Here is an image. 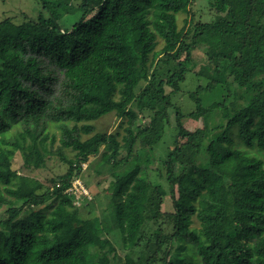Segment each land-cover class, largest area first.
Returning a JSON list of instances; mask_svg holds the SVG:
<instances>
[{
  "label": "trees",
  "instance_id": "1",
  "mask_svg": "<svg viewBox=\"0 0 264 264\" xmlns=\"http://www.w3.org/2000/svg\"><path fill=\"white\" fill-rule=\"evenodd\" d=\"M115 1L56 3L80 13L70 28L53 11L21 23L0 20V196H9L0 264H176L170 257L178 244L195 253L179 256L181 264H199L197 256L201 264H264V0H242L239 11L214 0L209 21L186 18L182 27L177 14L189 0H130L123 18ZM108 9L115 24L103 34ZM209 29L221 35L215 66L189 93L195 108L184 115L174 98L186 80L185 62ZM218 88L221 97L205 106L204 95ZM132 105L143 120L134 128L132 117L121 139L119 132H95L93 121L111 112L124 118ZM171 125L161 167L150 171L154 158L133 155L134 146L140 140L154 148ZM18 153L25 168L43 167L54 153L69 170L52 190L13 193ZM99 154L114 177L123 245L139 249L136 258L120 257L112 228L82 217L66 192Z\"/></svg>",
  "mask_w": 264,
  "mask_h": 264
},
{
  "label": "rangeland",
  "instance_id": "2",
  "mask_svg": "<svg viewBox=\"0 0 264 264\" xmlns=\"http://www.w3.org/2000/svg\"><path fill=\"white\" fill-rule=\"evenodd\" d=\"M52 4L49 8H45L42 0H0V20L5 18H11L15 23H21L25 19H36L37 17H50L51 11L56 12L59 17V22L64 26V28H70L72 24L80 16V13H71L67 5L65 6H55L59 3L68 2V0H47ZM73 0H70V3ZM214 0H189L187 11H181L177 14V20L180 27L185 24V19H190L193 17L194 22L200 21H209L211 18L210 3ZM236 7V11L242 10V0H227ZM76 2V1H75ZM118 6V16L127 17L129 12V3L130 0H116ZM57 3V4H56ZM111 11L108 9L104 16L103 34L108 28H112L115 24V21L112 20ZM149 30V28H148ZM150 31V30H149ZM221 39L219 33L208 30L206 36L202 37L198 42L196 49L193 50L192 55L190 56L189 61L185 62V65L188 69L186 80L183 84L182 91L178 93L174 99H177L178 106L182 107L184 115L188 112H191L195 108V102L190 98L189 93L195 91L196 87L199 84H206L208 75H210L211 69L215 66L214 56L218 51V42ZM164 42L162 38H159V45L157 49H160L163 46ZM197 75H201V78ZM142 83L140 86H143ZM167 92L171 90V87L166 86ZM185 92V93H182ZM222 95V90L220 88L216 89L211 94L204 95L203 104L209 105L213 101L218 100ZM180 96V97H179ZM129 114L124 117H118L115 112L108 113L103 115L96 121L92 123L95 125V132H107V133H117L119 132V139L121 136L126 134V128L130 126L132 117L135 119V126L140 124L143 120L142 113H140L135 105H132L131 111ZM220 114L215 115L216 122L219 121ZM171 120L174 121V115L171 116ZM210 120V119H209ZM192 121L186 122V126L192 131L198 129L196 125L191 124ZM173 124V123H172ZM212 124V121H211ZM172 125L165 127V130L162 134L161 140L155 144L154 148L149 145L143 144L140 140L134 146L133 155L139 153L143 158L152 156L154 161L149 165L150 171H155L160 165V160L164 157V152L167 150V146L170 145L172 138L171 130ZM53 131H56L58 134V139L60 138V133L57 128ZM200 131H196L198 135ZM239 141L238 138H236ZM59 140L55 142L54 149L59 145ZM53 144H49L50 150L52 149ZM239 147L244 148L246 151L255 153L256 149H249L246 146H243L241 143H238ZM67 158H74L75 152L71 149L65 150L64 153ZM154 155V157H153ZM13 168L16 170V173L13 175V184L9 185V189L13 193L20 192L24 190L26 193L33 191L45 192L46 190H52L56 185L60 184V177L64 176L69 170V163L66 160H63L58 154H49L46 159L45 165L38 169L25 168L23 166V160L21 153H18L14 159ZM157 172V171H156ZM28 178L29 185H24L21 182V178ZM20 180V184H16ZM154 181V180H153ZM159 181V180H158ZM72 185L67 188L66 192L70 193L73 199L74 204L79 209L82 217H98L103 223L109 225L112 228V231L109 234V238L115 244L117 253L120 257H125L126 255H131L137 257L139 255V249H128L123 245L121 239V230L119 224L115 219V214L113 210L114 202L112 195L116 192L114 177L112 175L111 168L108 165L101 164L100 154L92 157L91 160L87 163H83L82 171L79 175H75L71 179ZM154 183H157L155 180ZM72 187V188H71ZM164 190V189H163ZM82 191V192H81ZM9 196L4 194L0 196V219L4 218V212L9 207L7 202ZM9 201V200H8ZM170 201H167L163 206L164 210L171 208L169 204ZM43 206H47V211L52 210L53 202L49 200ZM40 206L39 208H42ZM193 226H199V222L194 217ZM1 228V227H0ZM189 254L194 255V250L192 246L186 244H178L172 253L170 259L176 264H181L179 256ZM99 264H107L106 259H97ZM196 260L201 264L199 257H196Z\"/></svg>",
  "mask_w": 264,
  "mask_h": 264
},
{
  "label": "built area",
  "instance_id": "3",
  "mask_svg": "<svg viewBox=\"0 0 264 264\" xmlns=\"http://www.w3.org/2000/svg\"><path fill=\"white\" fill-rule=\"evenodd\" d=\"M72 188V187H71ZM82 192V191H81Z\"/></svg>",
  "mask_w": 264,
  "mask_h": 264
}]
</instances>
